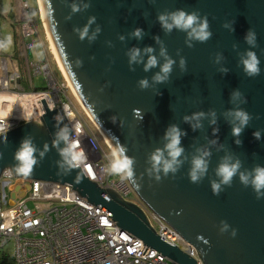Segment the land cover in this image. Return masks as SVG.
<instances>
[{
  "label": "water",
  "instance_id": "1",
  "mask_svg": "<svg viewBox=\"0 0 264 264\" xmlns=\"http://www.w3.org/2000/svg\"><path fill=\"white\" fill-rule=\"evenodd\" d=\"M40 1L48 30L58 44L83 106L97 120L116 152L124 149L125 155L133 159L134 179L140 185L144 204L192 245L191 232L211 238L213 252L208 264H264V199L258 200L251 187L241 183L239 175L230 187L222 186L219 195H214L211 188V182L219 180L216 169L225 157H231L232 162L239 160L240 170L245 172L264 166V0ZM73 4L80 11L73 12ZM84 4L89 6L85 8ZM177 10L206 17L211 37L205 42L193 40L188 46L186 32L173 29L166 33L158 16ZM92 17L95 22L89 24ZM85 27L88 36L82 39L80 32ZM137 28L143 30L141 39L132 35ZM249 30L256 34L254 47L245 40ZM94 33L96 38L92 40ZM157 37L175 61L164 83H154L152 79L165 62L159 55L161 44ZM147 47L154 49L158 65L147 72L144 63L130 66L129 50L139 48L143 54ZM248 51L255 52L260 61V73L253 77L246 75L241 63ZM147 58L144 56L145 63ZM142 79L149 81V88H139L138 81ZM235 91L242 97L233 102ZM40 99L44 107L41 120L51 147L34 166L32 176L17 175L11 170L12 174L66 185L104 210L121 232L141 240L172 262L198 264L179 247L160 238L138 206L124 201L114 190L91 182L79 166L70 173L58 171L56 162L61 160L60 149L65 145H54L53 141L65 126L71 136V126L61 108L51 110L44 98ZM237 109L252 117L239 137L233 136V121L228 115ZM213 112L215 124L211 123ZM199 113L204 114L199 120L201 127L193 130L197 121L189 123L185 117ZM57 115L62 119L58 121ZM172 125L186 133L181 138L183 163L175 174L164 177L161 173L158 182L148 175L149 158L164 148L165 132ZM256 131L261 132L259 140L253 135ZM25 138L32 140L39 158L46 144L38 128L27 124L8 132L6 141L0 142V171L3 166L15 164L14 154ZM198 149H206L211 155L207 158V174L194 184L188 175ZM173 211L180 213L177 219ZM186 221L192 224L188 232H183L188 226H183ZM222 221L230 225L229 232L220 233ZM231 229L237 231L235 237Z\"/></svg>",
  "mask_w": 264,
  "mask_h": 264
},
{
  "label": "built area",
  "instance_id": "2",
  "mask_svg": "<svg viewBox=\"0 0 264 264\" xmlns=\"http://www.w3.org/2000/svg\"><path fill=\"white\" fill-rule=\"evenodd\" d=\"M31 31L25 27V32ZM31 66L41 74L39 65ZM20 79L17 74L8 76L6 73L0 80V86L7 89L10 85H18ZM48 81L49 88L57 94L52 98L54 108L51 110L61 108L70 123V139L78 140L84 153L79 167L85 176L100 188L112 189L124 201L137 205L160 238L202 264L197 249L191 243L146 204L134 199L128 179L105 171L109 156L102 150L97 137L73 104L62 98L51 73H48ZM64 105L68 106L71 117L65 113ZM77 123L80 125L79 133L73 128ZM0 126L9 125L0 120ZM0 264L177 263L134 236L121 232L104 210L79 197L76 190L53 182L14 176L10 169H6L0 176Z\"/></svg>",
  "mask_w": 264,
  "mask_h": 264
},
{
  "label": "clouds",
  "instance_id": "3",
  "mask_svg": "<svg viewBox=\"0 0 264 264\" xmlns=\"http://www.w3.org/2000/svg\"><path fill=\"white\" fill-rule=\"evenodd\" d=\"M88 6L89 5L84 4L85 8ZM72 11H80V7L77 4H73ZM158 21L166 33H171L173 29L186 32L188 37L186 42L188 43V46H192L191 41L193 40L205 42L212 35V33L209 31L207 18H201L196 12L187 13L184 10H177L171 13H161L158 16ZM94 22L95 18L92 17L89 20V24ZM225 27H229V25H225ZM99 31L100 29L97 28L96 32L98 33ZM132 35L137 39H141L143 36V30L137 28L134 30ZM80 36L82 39L88 36V27H85L83 31L80 32ZM95 38L96 34L94 33L90 39L94 40ZM121 39L124 38L121 37ZM156 40L157 43L161 44L159 55L160 57L164 58L165 62L160 65V71L157 72L152 79L154 83H164L169 79L175 61L168 56L167 50L163 46L159 37H157ZM245 40L249 45L254 47L256 42L255 32L249 30L245 36ZM153 53L154 49L151 47L143 49V54L139 48L130 49L128 52L130 66L144 63V70L146 72L151 70L159 63L157 56ZM144 56L148 57L146 63L144 62ZM217 59H219V57ZM241 63L243 65L244 72L249 77L256 76L260 73V61L255 52L248 51L242 58ZM180 67L182 69L185 67V60L183 58L180 60ZM138 86L143 90L149 88L150 84L147 79H142L138 81ZM241 97L242 93L235 91L232 94V101H239L241 100ZM241 102H246V100ZM49 108L53 109L54 105H49ZM64 111L67 116H72V113L68 110L67 105H64ZM228 115L233 121L232 134L235 137H239L249 124V121L252 119V117L243 109L230 111ZM203 116V113H199L192 117H185V121L189 123L192 120L197 121V123L192 125L193 130H196L197 128L201 127L199 120ZM211 116L213 117L211 123L215 124V113H211ZM56 119L59 121L62 119V117L57 115ZM115 119L116 118L113 117L114 121ZM73 128L76 133L80 132V125L78 123L75 124ZM10 129V126H0V142L6 141V134ZM185 134L186 133L182 132V130L176 125H172L166 130L164 135V140L166 141L164 148L157 149L151 154L149 158L151 167L148 169V175L150 177L154 176L155 180L159 182L161 180V173L164 177H167L169 173L175 174L179 170L183 163V160L180 158L184 153V148L181 146V138ZM253 135L257 140L261 139L260 131L254 132ZM61 142L64 143L65 147L60 149L61 160L56 162L57 168L58 171L63 170L62 172L64 173H70L71 169L79 166L84 153L83 150L80 149L78 140L70 139L69 128L67 126L61 128L56 133V139L53 141L54 145H59ZM213 143H215V141H213ZM236 143L240 144L241 141L237 139ZM47 150L48 146L45 145L44 149L39 151L38 158V149L34 146L30 138H25L22 140L19 148L14 154L15 164L13 165V170L19 175H29L32 172L34 166H36L39 161L45 157ZM198 153L199 154L192 160V167L188 175L189 180L194 184L199 183L207 174V158L211 155V153L206 149H198ZM0 158H2V153H0ZM133 163V159L125 155V150L120 149L118 152L114 151L111 153L108 164L105 167V171L111 175H119L122 179L131 180L134 184H136L137 187H140V185L134 179ZM240 169L241 162L239 160L232 162L231 157H225L216 169V176L219 178V180H213L211 182L213 194L219 195L223 190L222 186L230 187L234 177L239 175L241 183L245 187H251L258 200L264 199V166H256L250 172L241 171ZM229 230L230 225L227 222L222 221L221 227L219 229L220 233H227ZM231 235L232 237H235L237 235V231L235 229H231Z\"/></svg>",
  "mask_w": 264,
  "mask_h": 264
},
{
  "label": "rangeland",
  "instance_id": "4",
  "mask_svg": "<svg viewBox=\"0 0 264 264\" xmlns=\"http://www.w3.org/2000/svg\"><path fill=\"white\" fill-rule=\"evenodd\" d=\"M43 14L40 0H0V30L2 28L0 34V80L9 71L19 75L24 81L26 90L21 88V91L26 94L25 96L51 93L54 99L57 94L49 88L48 81V73H51L54 83L60 88L62 98L64 100L68 99L73 104L75 110L79 112L89 129L97 137L102 150L110 158L111 153L116 152V150L97 120L83 106L75 87L72 86L71 82L68 83L66 76L62 72V64L58 60L60 55L56 44L53 43ZM25 27L31 28V33L25 32ZM32 64L39 65L42 68L41 74L32 69ZM32 88L47 90L35 93ZM0 92H2L1 88ZM129 181L132 184L134 199L142 203L143 200L139 192L136 191L134 183L131 180Z\"/></svg>",
  "mask_w": 264,
  "mask_h": 264
},
{
  "label": "bare ground",
  "instance_id": "5",
  "mask_svg": "<svg viewBox=\"0 0 264 264\" xmlns=\"http://www.w3.org/2000/svg\"><path fill=\"white\" fill-rule=\"evenodd\" d=\"M52 40H53V43L56 44L57 50L60 55V58L58 55L57 56H58L59 63H61L63 66L62 68V66L60 65L61 69L63 70L62 72L66 76L68 83L71 82L72 86H74L77 91L76 85L68 70V67L58 47V44L53 38ZM7 75L13 76V73H10L9 71H7ZM0 88L2 92H5V93L0 92V120H4L11 127V129L12 127L16 126L18 122H21L17 120H22V119L28 120L30 118L42 115V113L44 112V107H43V103L40 98L43 97L48 106L53 105L52 96L50 94L42 95L38 93V95L32 94L30 96H25L26 94H23V91H21V87L18 86L17 84L10 85L7 89L2 88L1 86ZM18 93H21V95L23 96H17ZM22 122H25V121H22ZM134 186H135L136 191L141 193L138 187L136 186V184H134Z\"/></svg>",
  "mask_w": 264,
  "mask_h": 264
},
{
  "label": "flooded vegetation",
  "instance_id": "6",
  "mask_svg": "<svg viewBox=\"0 0 264 264\" xmlns=\"http://www.w3.org/2000/svg\"><path fill=\"white\" fill-rule=\"evenodd\" d=\"M20 83H21V79L18 82V85L19 86H20ZM18 94L20 95L21 93H18ZM42 115H43V113H42ZM42 115H40V116H38L36 118H33L31 120H27L25 122H22V121L21 122H18L16 124V126L12 127V129L10 130V132L13 131V130L19 129L22 126H25V125L29 124L30 126H33V127L38 128V130H39V132L41 134V139L45 142V144L48 147H51V140H50L49 135L47 133V130L43 126V123H42V120H41V116ZM6 169H10V170H12L15 173V171L13 170V166H10V165L3 166L1 168V171L0 172H3V170L5 171ZM17 175H19V174H17ZM27 176H32V175L29 174ZM27 179H31V178H27ZM131 205L137 207V205H133V204H131ZM171 214H174L175 215V218H176V217H178V215L180 213L177 212V211L176 212L173 211V212H171ZM191 224H192V221H186V222H184L183 226L184 225H188V226L186 228L185 227L183 228V232H188V228H189V226ZM191 233H192V236H193V239H194L193 245L197 248V250L200 251L201 254L199 253V255L203 259L204 264H208V257L213 252V246H212V241H211L212 239L209 238L208 236H206L205 234L196 233V232H191Z\"/></svg>",
  "mask_w": 264,
  "mask_h": 264
},
{
  "label": "trees",
  "instance_id": "7",
  "mask_svg": "<svg viewBox=\"0 0 264 264\" xmlns=\"http://www.w3.org/2000/svg\"><path fill=\"white\" fill-rule=\"evenodd\" d=\"M23 85H24V81L21 79L20 87L23 88L24 90H26L25 85L24 86ZM32 90H33V92L36 93V92H39V91H46L47 89H33L32 88Z\"/></svg>",
  "mask_w": 264,
  "mask_h": 264
},
{
  "label": "crops",
  "instance_id": "8",
  "mask_svg": "<svg viewBox=\"0 0 264 264\" xmlns=\"http://www.w3.org/2000/svg\"><path fill=\"white\" fill-rule=\"evenodd\" d=\"M1 25V24H0ZM1 32H2V28H1V30H0V34H1Z\"/></svg>",
  "mask_w": 264,
  "mask_h": 264
}]
</instances>
